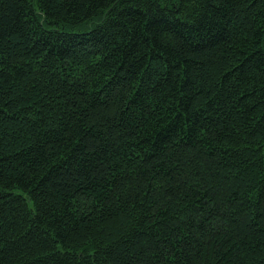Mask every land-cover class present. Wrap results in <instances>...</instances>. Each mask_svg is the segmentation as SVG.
Listing matches in <instances>:
<instances>
[{"label":"trees","instance_id":"obj_1","mask_svg":"<svg viewBox=\"0 0 264 264\" xmlns=\"http://www.w3.org/2000/svg\"><path fill=\"white\" fill-rule=\"evenodd\" d=\"M0 264H264V0H0Z\"/></svg>","mask_w":264,"mask_h":264}]
</instances>
